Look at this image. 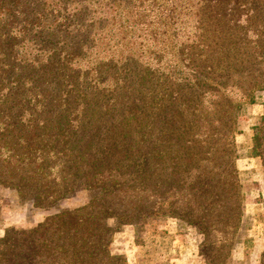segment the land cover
Listing matches in <instances>:
<instances>
[{"label":"trees","instance_id":"1","mask_svg":"<svg viewBox=\"0 0 264 264\" xmlns=\"http://www.w3.org/2000/svg\"><path fill=\"white\" fill-rule=\"evenodd\" d=\"M263 91L264 0H0V187L39 208L97 192L6 228L0 264H126L113 235L154 218L230 264L237 122ZM252 131L264 174V105Z\"/></svg>","mask_w":264,"mask_h":264},{"label":"rangeland","instance_id":"2","mask_svg":"<svg viewBox=\"0 0 264 264\" xmlns=\"http://www.w3.org/2000/svg\"><path fill=\"white\" fill-rule=\"evenodd\" d=\"M108 28V26H107ZM85 76L79 82L84 83ZM253 105L245 107L237 122L235 137L238 151L236 167L246 197L239 241L230 264H259L264 249V174L262 162L252 155L253 126L263 112L264 91ZM97 192L83 187L74 189L46 208L33 204L29 194L0 187V237L6 228H31L46 217L88 204ZM202 237L194 228L171 218L149 219L141 227L124 226L113 235L110 251L123 256L126 264H203Z\"/></svg>","mask_w":264,"mask_h":264}]
</instances>
